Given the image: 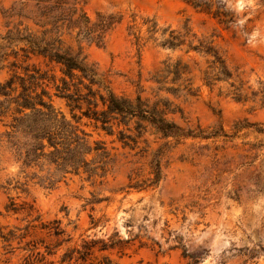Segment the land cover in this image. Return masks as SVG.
I'll use <instances>...</instances> for the list:
<instances>
[{
    "label": "rangeland",
    "instance_id": "374dc122",
    "mask_svg": "<svg viewBox=\"0 0 264 264\" xmlns=\"http://www.w3.org/2000/svg\"><path fill=\"white\" fill-rule=\"evenodd\" d=\"M78 1L92 20L98 13L121 17L104 45L82 42L116 92L134 96L142 84L143 96L153 97L151 75L168 57L182 59L191 64L199 90L181 97L163 92L184 110L183 117H173L184 127L223 129L227 135L177 140L149 127L130 147L118 140L119 128L109 134L84 117L90 140L104 141L111 152L109 171L94 179L73 175L54 189L27 182L14 153L0 144V264H264V132L242 126L264 127V0ZM35 2L0 0V82L14 69L23 72L11 63L13 48L22 63L24 43L9 46L3 37L33 26L24 14ZM147 18L177 29L188 24L198 35L213 36L233 78L206 85V58L147 40ZM64 37L65 46L78 49L74 37ZM28 62L61 75L43 57L32 55ZM231 82L242 86L245 99L231 93ZM53 101L71 117L64 99L54 95ZM166 142L162 179L149 186L150 160ZM11 202L17 211L8 210ZM56 220L63 234H55ZM2 232H12L11 239L4 240ZM86 241L96 243L83 258ZM74 248L80 252L72 253ZM66 252L71 258L63 260Z\"/></svg>",
    "mask_w": 264,
    "mask_h": 264
},
{
    "label": "trees",
    "instance_id": "16d2710c",
    "mask_svg": "<svg viewBox=\"0 0 264 264\" xmlns=\"http://www.w3.org/2000/svg\"><path fill=\"white\" fill-rule=\"evenodd\" d=\"M79 3L78 0H36L24 14L33 26L28 24L23 32L10 30L3 37L9 46L24 43L20 46L24 58L20 63L19 49L13 48L16 59L11 65L22 67L23 72L14 69L8 78L0 82V123L4 126L0 144L14 153L21 164V171L26 173L27 182L32 180L45 188L54 189L73 175L86 174L88 179L106 176L112 160L111 152L104 141L90 140V133L82 124L84 117L109 134H114L116 127L119 128L118 140L123 146L130 147L138 143L149 127L163 138L177 140L227 135L223 129L207 132L200 125L184 127L173 117L177 114L183 117L184 110L163 92L181 97L196 95L199 90L191 64L182 59L173 61L168 57L163 66L151 75L153 97L143 96L145 89L142 84L134 96L116 92L96 64L89 61L82 42L104 45L107 34L121 17L113 13H98L97 19L92 20ZM145 23L147 40H153L166 49H181L189 56L194 53L206 58L207 66L202 70L206 85L213 87L233 78L226 56L213 36L198 35L188 24L177 29L170 25L160 26L154 18H147ZM66 33L75 38L78 49L65 46ZM142 39L140 34H136L137 43ZM32 55L43 57L47 64H57L61 75L58 77L56 73L28 62ZM50 82L54 91L49 87ZM231 85V93L239 100L245 99L242 86H236L234 82ZM54 95L66 101L71 117L54 104ZM122 125L125 128H120ZM242 126H253L257 131L264 132V127L256 123ZM168 146L166 142L152 155L150 166L153 176L149 186H157L162 179V156ZM7 207L8 210H18L15 202ZM55 222V234H63L65 230L58 224L60 222ZM11 235L12 232L1 233L7 241ZM95 243L86 241V251L81 257L92 253ZM99 249H106L105 244ZM76 250L74 248L72 253ZM72 253L66 252L63 260Z\"/></svg>",
    "mask_w": 264,
    "mask_h": 264
}]
</instances>
